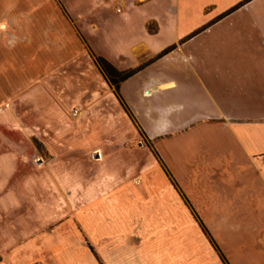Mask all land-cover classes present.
<instances>
[{
    "label": "crops",
    "instance_id": "crops-1",
    "mask_svg": "<svg viewBox=\"0 0 264 264\" xmlns=\"http://www.w3.org/2000/svg\"><path fill=\"white\" fill-rule=\"evenodd\" d=\"M69 1L0 0V264H264V0Z\"/></svg>",
    "mask_w": 264,
    "mask_h": 264
},
{
    "label": "rangeland",
    "instance_id": "rangeland-1",
    "mask_svg": "<svg viewBox=\"0 0 264 264\" xmlns=\"http://www.w3.org/2000/svg\"><path fill=\"white\" fill-rule=\"evenodd\" d=\"M56 2H57V4L60 6V7H64V0L62 1V0H55ZM102 0H70L69 1V4L72 6V8L73 9H75L76 11H79V10H81V8H85V7H87L88 5L89 6H91V5H96L97 3H99V2H101ZM14 2H15V5H16V0H7V4H9L8 6L9 7H13V5H14ZM83 6H85V7H83ZM10 22V21H9ZM3 24V23H2ZM10 26L8 27L7 26V28L6 29H2L1 27H0V35H2V36H6V35H8V36H10L11 34H12V29H15L14 27H15V23L13 22V21H11L10 22ZM81 111H82V108L81 107H77V108H75L73 111H72V114H71V116H72V119L73 120H76L79 116H80V114H81ZM76 112H78V115L75 117V113ZM136 147H145L146 145H145V143L143 142V139L142 138H138V140H136V143L134 144ZM43 155V154H42ZM100 157H101V155H100ZM44 158H45V156H44ZM44 158H42V159H39V161L42 163L43 161H44ZM46 159V158H45ZM80 204H77V203H74L73 204V210L74 211H76L77 210V208H78V206H79ZM228 252L230 253V255L232 254V250H228ZM209 262L207 261L206 262V264H208ZM237 263H239L238 261L236 262V264ZM216 264H220L219 263V261H218V263H216Z\"/></svg>",
    "mask_w": 264,
    "mask_h": 264
},
{
    "label": "trees",
    "instance_id": "trees-1",
    "mask_svg": "<svg viewBox=\"0 0 264 264\" xmlns=\"http://www.w3.org/2000/svg\"><path fill=\"white\" fill-rule=\"evenodd\" d=\"M173 48H169L166 51H164V55L169 53ZM162 54V55H163ZM98 66L100 67L101 71L104 73L106 78L110 81V83L115 86L116 88L119 87L120 83L128 80L131 78L133 75H135L139 69L133 70V71H127V72H120L118 71L113 65H111L107 60L103 58H98L97 59ZM220 253V257L222 261L227 264V261L223 254Z\"/></svg>",
    "mask_w": 264,
    "mask_h": 264
},
{
    "label": "built area",
    "instance_id": "built-area-1",
    "mask_svg": "<svg viewBox=\"0 0 264 264\" xmlns=\"http://www.w3.org/2000/svg\"><path fill=\"white\" fill-rule=\"evenodd\" d=\"M119 11H120V10H119ZM74 115H75V117H76V116L78 115V112H76Z\"/></svg>",
    "mask_w": 264,
    "mask_h": 264
}]
</instances>
